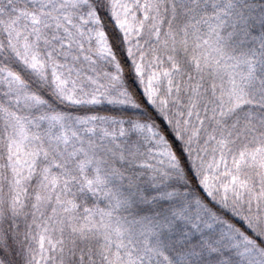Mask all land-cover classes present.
I'll return each mask as SVG.
<instances>
[{"label": "snow or ice", "instance_id": "snow-or-ice-1", "mask_svg": "<svg viewBox=\"0 0 264 264\" xmlns=\"http://www.w3.org/2000/svg\"><path fill=\"white\" fill-rule=\"evenodd\" d=\"M0 264H264V0H0Z\"/></svg>", "mask_w": 264, "mask_h": 264}]
</instances>
